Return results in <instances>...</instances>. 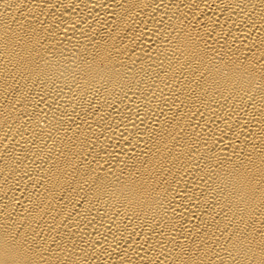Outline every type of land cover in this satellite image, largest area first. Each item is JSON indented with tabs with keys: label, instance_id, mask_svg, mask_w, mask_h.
Masks as SVG:
<instances>
[{
	"label": "bare ground",
	"instance_id": "1",
	"mask_svg": "<svg viewBox=\"0 0 264 264\" xmlns=\"http://www.w3.org/2000/svg\"><path fill=\"white\" fill-rule=\"evenodd\" d=\"M0 264H264V0H0Z\"/></svg>",
	"mask_w": 264,
	"mask_h": 264
}]
</instances>
